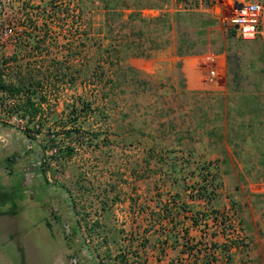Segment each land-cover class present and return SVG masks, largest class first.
<instances>
[{"label": "rangeland", "instance_id": "obj_1", "mask_svg": "<svg viewBox=\"0 0 264 264\" xmlns=\"http://www.w3.org/2000/svg\"><path fill=\"white\" fill-rule=\"evenodd\" d=\"M29 2L20 10L14 4L6 19L25 17L29 29L46 31V38L28 39L31 32H25L13 63L11 49H0L7 84L24 82L28 74L40 82L32 98L34 115L21 108L22 96H9L19 97L10 109L0 98L8 113L0 115V264H120L121 256L131 264L129 252L139 254L147 235L150 240L160 235L161 229L153 233V227L160 223L164 200L206 175H217L218 168L188 169L183 184L186 171L173 169L171 163L179 159L168 149L170 107L161 100L168 91L146 86L127 59L143 57L154 45L162 48L169 38L192 51L207 43V30L210 45L224 34L226 73L218 75L219 82L225 78L236 104L248 98L264 101V37L240 40L215 19L218 5L212 11L196 0ZM41 9L51 12L42 16ZM143 10L159 16L144 19ZM208 18L213 23L203 24ZM177 175L180 183L169 190ZM216 182L217 200L210 211L200 212L199 224H207L211 210L225 214V230L218 229L226 240L236 247L241 236L246 243L258 241L264 253V196H255L246 185H227L236 188L235 195L221 199L224 185L218 175Z\"/></svg>", "mask_w": 264, "mask_h": 264}, {"label": "crops", "instance_id": "obj_2", "mask_svg": "<svg viewBox=\"0 0 264 264\" xmlns=\"http://www.w3.org/2000/svg\"><path fill=\"white\" fill-rule=\"evenodd\" d=\"M212 1L214 3V6H211L213 11L217 6V0ZM261 1L264 5V0ZM215 19L222 24L220 14L215 16ZM210 21L208 18L207 22L203 24L210 25L213 23ZM209 32L207 30V35ZM207 35L205 39L207 43L203 47L195 45L192 51L188 47L182 48L172 38H169L167 44L163 45L162 48L153 44V48L147 50L143 57L137 59L129 57L127 59L129 68L137 71L139 79L146 86L155 89L162 87L168 91L166 97L161 99L170 107L168 149L170 155L179 159L176 162L177 165L174 162L171 163L174 166L173 169L176 167L182 170L183 167V173L186 171L181 176L183 184L184 178H186L185 184L187 185L188 169L193 170L209 165L218 168L216 170L217 175L224 185L219 190L221 199L225 198L226 195H235L236 191L234 190L236 188H226L227 185H246L255 196L263 197L264 101L257 98L253 102L248 98L246 102L236 104L235 95L226 88L225 78L223 83L218 81L214 86H205L202 83V69L199 65L204 55L211 54L215 57L218 75L221 76L223 72L226 73L227 53L224 34L221 42H212L211 45ZM257 37H264V10L260 33ZM151 39L155 41V38ZM256 95L254 96L258 97V94ZM152 99H150L151 102L156 101V98ZM158 150L161 153L166 152L164 147ZM179 176L173 177L175 178L173 181L171 180L173 184L168 183L171 184L169 190L174 188V184L180 183V180L176 178ZM239 192L243 194L242 190ZM175 194L178 195L177 201L188 205L185 213L186 220L182 222L180 220L182 215H180L178 218H180L181 224L176 226L174 230L169 221H166L167 224H163L165 223L164 220L159 225H155L153 233H156L155 229H161L160 235L155 234L153 240L148 239V235L145 237L146 240L143 239L142 245L138 249V264L140 262L143 264H187L195 260V251L189 252L185 249L201 241L208 244L215 243L218 247L213 252L216 259L227 260L226 253L222 250L227 236L219 230L220 228L218 229L217 223L208 217L206 218L207 224L203 222L202 225H193L191 222L194 213L201 211L206 213L210 211L211 207L202 200L191 199L190 190L182 188L173 195ZM157 226L159 227L157 228ZM178 228H180L179 231ZM183 234L186 235V242L181 240ZM244 239L241 236L242 244L239 245L238 243V247L228 248L230 264H234V260H245V262L248 260L249 264H253V260H260V262H256L264 264L263 247L256 245L258 241H254L253 245L249 241L243 242ZM201 255H198L197 260H202ZM132 260H136V258ZM58 264L68 263L67 260H61Z\"/></svg>", "mask_w": 264, "mask_h": 264}, {"label": "built area", "instance_id": "obj_3", "mask_svg": "<svg viewBox=\"0 0 264 264\" xmlns=\"http://www.w3.org/2000/svg\"><path fill=\"white\" fill-rule=\"evenodd\" d=\"M197 4L214 6L212 0H196ZM22 9L23 5L31 6L29 0H0V49L9 47L11 54H16L17 45L19 42L26 40L25 32H30V24L25 17L16 18L9 17L6 19V15L12 11L11 9L15 6ZM221 12V22L225 29L234 30L237 37L242 41H254L260 33V26L262 22L264 5L261 0H217ZM12 7V8H11ZM179 5L178 8H181ZM26 8V7H25ZM10 9V11H9ZM27 11V8L26 10ZM159 13L155 10H143L142 17L144 19L158 17ZM235 27H237L235 29ZM11 55V56H12ZM202 69L201 81L204 84H214L219 81L218 74L216 72L215 57L213 55L204 56L200 63ZM0 98H6L8 103V109L13 108L19 104V97L13 98L6 93L0 92ZM5 106L0 105V115L4 116L8 113ZM218 217V216H217ZM208 219L213 220L211 215ZM221 218L218 217L216 221L218 228L221 229ZM71 264H77L75 260L71 261Z\"/></svg>", "mask_w": 264, "mask_h": 264}, {"label": "trees", "instance_id": "obj_4", "mask_svg": "<svg viewBox=\"0 0 264 264\" xmlns=\"http://www.w3.org/2000/svg\"><path fill=\"white\" fill-rule=\"evenodd\" d=\"M41 12H42V16H45V13L50 14L51 9L49 11L48 10L45 11L41 9L40 13ZM51 17H54V16H51ZM30 32L31 33L29 34L28 39L31 38L32 40L40 39L39 41H44L47 35L46 31H41L38 28H35V26L31 29ZM230 32L233 34L235 33L234 30H230ZM23 47L25 46L22 45V48L19 46L18 49L22 50ZM34 48L36 50L40 49L38 43L35 45ZM17 56L18 55L16 53L12 55L8 60L12 61V63L16 62ZM2 66H4L3 62H2ZM25 79L26 80L24 82L18 80L16 84H13L12 82L7 84V82L5 81L2 69L0 68V91L6 92L8 96H17V95L22 96L23 100L21 104L23 106L21 105L22 106L21 108H24V111L26 113H29V115H34L37 109L35 107V104L32 102V98H34L35 90L37 89V87L40 86V82H36V83L32 82L31 76L29 74ZM86 110H87V107H83L80 111L83 113H86ZM71 153H72V150L69 149L67 151V154L71 155ZM208 168H209V165H205V166H201L200 170L203 172L207 170ZM206 176H207L206 178L205 177L201 178L199 183L196 182L195 185L191 184L190 186L185 187L184 190H190V192L192 193L190 194L191 199L194 198L196 200H202L204 201L205 204H207V206L211 207L212 203L216 200V196H217L216 191L218 187L220 186V183L216 182V177H217L216 174H213V175L209 174ZM214 182H216V184H213ZM184 183H185V179H184ZM177 199H178V195L176 194L173 195L171 199H168L169 201L167 200L164 203V205L161 207L162 210L158 212V218H157V222L159 221L160 223H161V220L163 219L166 221H169V223H171V227L173 230L176 228L177 225L181 224L178 220V217L180 215H182V218H181L182 222L186 220L185 213L187 212V209H186L187 206L181 203L180 201H177ZM211 212H212L214 222L218 220V217L221 218V222H220L222 225L221 230H225L224 220L228 219L225 216V214H219L218 211H215V210H211ZM199 217H200V213L193 214V216L191 217V220H192L191 222L193 223V225L199 224V220H198ZM47 226L50 227V224L48 223ZM206 245L203 241H201V242H198V244H195L194 246H188L185 250L189 252L195 251L194 252L195 260H192V262H189L187 264H230L231 260H229L230 257L228 256V253H227L228 248L236 246V242L226 240L225 246L223 247L222 250H224V252L226 253L227 260H217L216 259V257L214 256L215 254L213 252H215V250L218 247L215 243L211 242L210 244H206ZM129 253L131 257L138 259L139 255L136 252H133L132 250ZM198 255L202 256V260H197ZM126 260H127L126 257L121 256L120 264H125ZM131 264H133V260ZM140 264H143V262L142 263L140 262Z\"/></svg>", "mask_w": 264, "mask_h": 264}, {"label": "water", "instance_id": "obj_5", "mask_svg": "<svg viewBox=\"0 0 264 264\" xmlns=\"http://www.w3.org/2000/svg\"><path fill=\"white\" fill-rule=\"evenodd\" d=\"M237 27H235V29H236Z\"/></svg>", "mask_w": 264, "mask_h": 264}]
</instances>
